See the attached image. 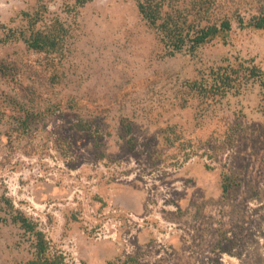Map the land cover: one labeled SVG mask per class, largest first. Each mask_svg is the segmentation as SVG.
Returning <instances> with one entry per match:
<instances>
[{
	"label": "rangeland",
	"instance_id": "374dc122",
	"mask_svg": "<svg viewBox=\"0 0 264 264\" xmlns=\"http://www.w3.org/2000/svg\"><path fill=\"white\" fill-rule=\"evenodd\" d=\"M41 1L69 51L54 63L0 45L16 68L0 75V214L6 198L69 264H264L261 89L205 101L186 86L229 63L264 71V29L234 21L227 39L170 55L135 0H0V24L21 30ZM233 1L247 21L264 11ZM32 257L0 221V264Z\"/></svg>",
	"mask_w": 264,
	"mask_h": 264
},
{
	"label": "trees",
	"instance_id": "16d2710c",
	"mask_svg": "<svg viewBox=\"0 0 264 264\" xmlns=\"http://www.w3.org/2000/svg\"><path fill=\"white\" fill-rule=\"evenodd\" d=\"M84 6L93 0H75ZM142 19L159 37L170 55L195 53L200 47L216 39H227L236 21L243 29H264V11L253 15L249 21L241 14L239 5L233 0H135ZM26 22L21 30L0 24V45L21 40L28 49L44 54L51 62L68 53L69 28L58 17H52L50 5L40 2L32 12H22ZM15 67L0 60V75L9 78ZM249 84H257L264 101V71L254 62H239L212 68L207 76L186 83L187 89L197 97L209 101L225 98L234 90H242ZM36 117L27 116L33 121ZM17 128L22 129V117L15 119ZM230 186L224 184L225 193ZM5 213L0 221H10L18 226L31 241L33 257L22 264H69L65 255L39 229L24 212L16 210L5 198Z\"/></svg>",
	"mask_w": 264,
	"mask_h": 264
}]
</instances>
